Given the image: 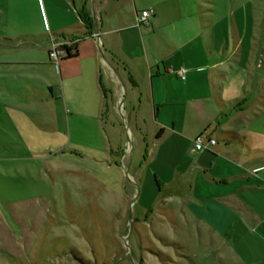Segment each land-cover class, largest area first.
I'll list each match as a JSON object with an SVG mask.
<instances>
[{"label": "crops", "instance_id": "1", "mask_svg": "<svg viewBox=\"0 0 264 264\" xmlns=\"http://www.w3.org/2000/svg\"><path fill=\"white\" fill-rule=\"evenodd\" d=\"M44 2L54 22L44 28L42 24L41 34L0 36V48L19 44L48 47L51 38H77V55L59 64L48 56L47 78L22 73L37 63L0 61V82L5 84L0 91V120L10 128H4L10 137L1 135L0 146L15 139L13 115L19 110L16 99L20 91L16 82L25 80L37 96L55 100L59 71L64 101L70 95L66 86L77 82L88 97L84 109L93 115V124L102 121L110 97L127 122L131 139L128 105L136 128L146 127L148 139L143 138L144 163L140 167L153 168L164 196L162 218L174 217L181 226L193 224L196 237L208 236L221 250L231 251L232 258L264 264V129L258 120L262 98L258 105L256 97L249 103L247 99L256 90L260 96L264 93V78L255 75L260 66L255 29L242 28L239 18L231 27L229 16L216 9L214 0ZM9 7L10 0H0V19L8 16ZM145 10L154 12L150 25L138 27L137 15ZM83 11L93 20L92 35L80 17ZM111 66L123 78L125 88ZM182 69L187 71L184 80ZM37 81L40 87L35 85ZM202 134L217 140L211 151L194 150L193 142ZM129 143L127 139V146ZM132 155L127 148L121 151L122 158ZM142 177L138 176L139 182ZM41 211L35 197L0 202V258L19 259L20 252L31 248Z\"/></svg>", "mask_w": 264, "mask_h": 264}, {"label": "rangeland", "instance_id": "2", "mask_svg": "<svg viewBox=\"0 0 264 264\" xmlns=\"http://www.w3.org/2000/svg\"><path fill=\"white\" fill-rule=\"evenodd\" d=\"M214 1L216 9L229 16L231 27L239 18L242 28L255 29L260 49L255 75L264 78V0ZM7 15L0 19L2 37L41 34L42 24L44 28L54 22L44 0H10ZM72 40L78 43L77 38ZM48 47L5 46L0 48V61L37 63L22 73L47 78ZM57 76L55 100L49 101L28 88L27 81L16 82L20 91L19 110L13 115L15 139L0 146L4 174L0 175V202L35 197L43 211L38 214L39 229L31 248L19 251V259L1 257L0 264H250L232 258L231 251L221 250L208 236L196 237L193 224L182 227L174 217L162 218L164 196L153 168L140 167L147 129L144 125L142 130L136 128L130 105L126 110L133 139L130 135L127 146V122L114 109L112 99L102 121L93 124V115L84 109L89 100L80 85L71 82L66 86L70 95L64 101L59 71ZM4 85L0 82V91ZM35 85L40 87L38 81ZM259 96L256 90L247 99L249 103L256 97L258 105L262 98L258 120L264 129V93ZM4 128L10 129L0 120V137L8 138L10 133ZM126 148L133 155L122 158ZM138 176H143L141 182Z\"/></svg>", "mask_w": 264, "mask_h": 264}, {"label": "built area", "instance_id": "3", "mask_svg": "<svg viewBox=\"0 0 264 264\" xmlns=\"http://www.w3.org/2000/svg\"><path fill=\"white\" fill-rule=\"evenodd\" d=\"M153 13L152 10H145L138 14L136 18L137 26H149ZM74 44L76 43L72 39L57 40L56 38H51V47L49 50L50 60L55 62V64H59L63 59L67 58L68 49ZM186 72L185 69H182L180 72L183 80L185 79ZM193 145L195 151H211L217 145V140L202 134L195 138Z\"/></svg>", "mask_w": 264, "mask_h": 264}, {"label": "trees", "instance_id": "4", "mask_svg": "<svg viewBox=\"0 0 264 264\" xmlns=\"http://www.w3.org/2000/svg\"><path fill=\"white\" fill-rule=\"evenodd\" d=\"M80 17L88 31V35H92L93 20L91 19L90 15L86 11H83L80 13ZM75 55H77V45L76 44H74L71 48L68 49L67 58L74 57Z\"/></svg>", "mask_w": 264, "mask_h": 264}, {"label": "water", "instance_id": "5", "mask_svg": "<svg viewBox=\"0 0 264 264\" xmlns=\"http://www.w3.org/2000/svg\"><path fill=\"white\" fill-rule=\"evenodd\" d=\"M94 31H95V34H96L97 41L99 42L100 37H99V32H98V29H97V23H96V19H95V18H94ZM100 51H101V50H100ZM101 55H102V57L106 60V57L104 56V54H103L102 51H101ZM111 68L114 69V72H115L116 76H117V77L119 78V80L121 81L123 88H125L124 80H123V78L121 77V75L119 74V72H118L113 66H111ZM125 94H126V92H125ZM126 131H127V134H128V142H129V141H130V139H129V129H128L127 126H126Z\"/></svg>", "mask_w": 264, "mask_h": 264}]
</instances>
